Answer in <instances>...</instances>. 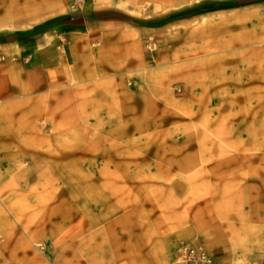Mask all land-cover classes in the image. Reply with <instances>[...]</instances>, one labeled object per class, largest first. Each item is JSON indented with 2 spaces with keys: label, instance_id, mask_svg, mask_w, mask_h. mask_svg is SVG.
<instances>
[{
  "label": "rangeland",
  "instance_id": "1",
  "mask_svg": "<svg viewBox=\"0 0 264 264\" xmlns=\"http://www.w3.org/2000/svg\"><path fill=\"white\" fill-rule=\"evenodd\" d=\"M50 23L0 54V264L206 263L264 172V0H0L2 41Z\"/></svg>",
  "mask_w": 264,
  "mask_h": 264
},
{
  "label": "crops",
  "instance_id": "2",
  "mask_svg": "<svg viewBox=\"0 0 264 264\" xmlns=\"http://www.w3.org/2000/svg\"><path fill=\"white\" fill-rule=\"evenodd\" d=\"M86 14L85 19L90 22L92 15ZM59 24L50 23L32 33L8 35L6 41L0 40V54L5 49L8 58L24 62L48 54V38L57 28L79 25ZM7 70V62L1 63L0 75ZM238 182L232 186L231 205L221 211L226 218L215 220L197 235L198 245L207 257L202 264H264V172L248 175L241 186Z\"/></svg>",
  "mask_w": 264,
  "mask_h": 264
}]
</instances>
